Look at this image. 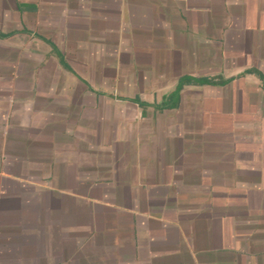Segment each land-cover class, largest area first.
Returning <instances> with one entry per match:
<instances>
[{"label":"crops","instance_id":"1","mask_svg":"<svg viewBox=\"0 0 264 264\" xmlns=\"http://www.w3.org/2000/svg\"><path fill=\"white\" fill-rule=\"evenodd\" d=\"M0 264H264V0H0Z\"/></svg>","mask_w":264,"mask_h":264},{"label":"trees","instance_id":"2","mask_svg":"<svg viewBox=\"0 0 264 264\" xmlns=\"http://www.w3.org/2000/svg\"><path fill=\"white\" fill-rule=\"evenodd\" d=\"M192 80H193V79H191V78L189 77V78H187V79H183L182 83H184L185 81L190 82V81H192ZM203 82H206V81L203 80ZM182 83H181V84H182Z\"/></svg>","mask_w":264,"mask_h":264}]
</instances>
